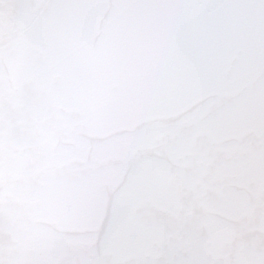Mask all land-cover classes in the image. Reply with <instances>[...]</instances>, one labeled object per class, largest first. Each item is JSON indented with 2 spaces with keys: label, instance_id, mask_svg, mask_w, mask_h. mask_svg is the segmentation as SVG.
Masks as SVG:
<instances>
[{
  "label": "snow or ice",
  "instance_id": "snow-or-ice-1",
  "mask_svg": "<svg viewBox=\"0 0 264 264\" xmlns=\"http://www.w3.org/2000/svg\"><path fill=\"white\" fill-rule=\"evenodd\" d=\"M0 264H264V0H0Z\"/></svg>",
  "mask_w": 264,
  "mask_h": 264
},
{
  "label": "water",
  "instance_id": "water-1",
  "mask_svg": "<svg viewBox=\"0 0 264 264\" xmlns=\"http://www.w3.org/2000/svg\"><path fill=\"white\" fill-rule=\"evenodd\" d=\"M107 15V14H105ZM102 39V34H98L97 40ZM185 111L177 110L175 108H170L166 112H164L160 118V124L164 128L173 130L177 135L180 134H187L188 129L186 127V120H185ZM96 137H89L90 142H95ZM176 162L172 159H162V173L160 176V183H159V189L160 191L167 192L170 190V185L173 180V174L176 171ZM183 173L187 176H191L193 172V166L191 161H188L184 164ZM164 173H169L168 175H165ZM192 195V190L190 188H186L181 192V196L184 200L190 199ZM211 195V193H209ZM152 211L155 214L162 215L166 212V208L161 204H156ZM199 214V213H196Z\"/></svg>",
  "mask_w": 264,
  "mask_h": 264
}]
</instances>
